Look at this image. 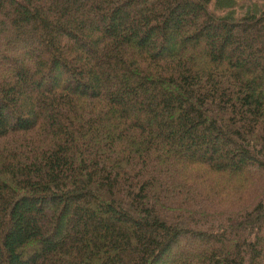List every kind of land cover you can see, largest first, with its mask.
Listing matches in <instances>:
<instances>
[{"label":"trees","instance_id":"obj_1","mask_svg":"<svg viewBox=\"0 0 264 264\" xmlns=\"http://www.w3.org/2000/svg\"><path fill=\"white\" fill-rule=\"evenodd\" d=\"M0 264H264V0H0Z\"/></svg>","mask_w":264,"mask_h":264}]
</instances>
